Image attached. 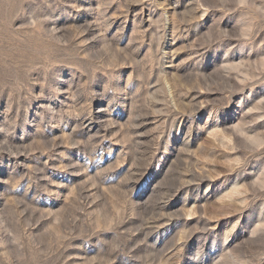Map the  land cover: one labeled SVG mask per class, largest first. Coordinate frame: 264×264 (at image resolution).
<instances>
[{"label": "rangeland", "instance_id": "1", "mask_svg": "<svg viewBox=\"0 0 264 264\" xmlns=\"http://www.w3.org/2000/svg\"><path fill=\"white\" fill-rule=\"evenodd\" d=\"M0 264H264V0H0Z\"/></svg>", "mask_w": 264, "mask_h": 264}]
</instances>
